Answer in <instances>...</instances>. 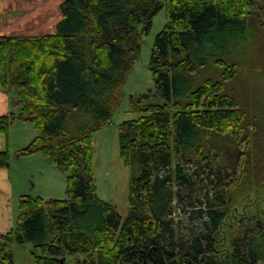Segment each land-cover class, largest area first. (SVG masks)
Masks as SVG:
<instances>
[{
  "label": "trees",
  "instance_id": "obj_1",
  "mask_svg": "<svg viewBox=\"0 0 264 264\" xmlns=\"http://www.w3.org/2000/svg\"><path fill=\"white\" fill-rule=\"evenodd\" d=\"M257 2L64 0L54 34L0 35V86L19 110L0 116V133L9 139L17 119L32 123L39 134L19 154L41 152L71 170L64 200L22 197L0 264H15V246L26 243L34 264L79 255L76 264H264V209L257 218L237 206L241 192L264 188V128L230 88L242 66L233 51L250 53L244 65L264 75ZM164 7L168 23L149 65L155 88L132 99L141 117L119 127L132 175L123 220L98 197L93 139L120 106L142 38ZM217 137L245 145L238 173ZM0 163L9 166V149ZM234 215L238 231L224 240Z\"/></svg>",
  "mask_w": 264,
  "mask_h": 264
},
{
  "label": "rangeland",
  "instance_id": "obj_2",
  "mask_svg": "<svg viewBox=\"0 0 264 264\" xmlns=\"http://www.w3.org/2000/svg\"><path fill=\"white\" fill-rule=\"evenodd\" d=\"M255 10L256 20L262 24L264 32V5L262 1L257 2ZM168 10L164 7L154 19L150 35L143 37L141 41V52L139 59L135 62L134 67L129 74L126 83L122 87V100L120 106L112 117V120L103 129H100L94 135V165L96 179V189L98 197L106 202L112 203L120 213L123 220L129 214V191L131 170L127 167L121 158L120 152V125L131 119L140 118L139 113L132 111V99L146 94L155 88L153 74L149 68L151 62V52L156 37L164 26L168 23ZM239 50L232 53V61H238L239 72L234 81L230 84L234 95L241 100L246 110L250 111L248 104H252L254 118L258 129L264 128V75L249 72V68L244 64L246 56L250 53ZM249 52V51H248ZM231 64V62H229ZM249 107V108H247ZM12 112L18 113L19 110L11 108ZM254 122V120H253ZM255 123V122H254ZM260 129V130H261ZM259 130V131H260ZM252 131V130H251ZM8 139V149L10 152L9 168L12 170L16 182L15 190L17 192L18 212L21 203V196L43 197L46 200L58 199L64 200L67 197L68 176L71 174L70 169L58 168L41 153L19 154L18 150L28 146L39 134L35 126L27 121L16 120L10 127ZM10 140V142H9ZM216 142L223 149L224 155L229 162V168L232 173H238L240 160L238 155L245 150V145L239 146L230 142L223 137H217ZM242 147V148H241ZM26 148V147H25ZM18 151V152H17ZM238 213H243L244 209L248 210L250 217L260 218V213L264 209V188L254 192V189L243 191L237 198ZM17 212V214H18ZM241 215H238L240 218ZM230 219L224 229V240H231L233 235L238 231L237 220ZM233 231L235 232L234 234ZM15 264H34L32 244L17 245L14 248ZM85 256L79 255L78 258H69L72 264H76L78 259Z\"/></svg>",
  "mask_w": 264,
  "mask_h": 264
},
{
  "label": "crops",
  "instance_id": "obj_3",
  "mask_svg": "<svg viewBox=\"0 0 264 264\" xmlns=\"http://www.w3.org/2000/svg\"><path fill=\"white\" fill-rule=\"evenodd\" d=\"M63 3L64 0H0V35L33 38L54 34L56 25L62 19L60 7ZM14 94L0 86V116L12 111ZM8 144L7 135L0 133V152L7 150ZM15 184L12 170L0 163V249L3 236L17 228Z\"/></svg>",
  "mask_w": 264,
  "mask_h": 264
}]
</instances>
